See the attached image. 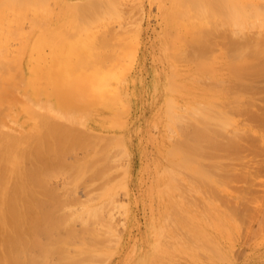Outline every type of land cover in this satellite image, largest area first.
Listing matches in <instances>:
<instances>
[{
	"label": "rangeland",
	"instance_id": "obj_1",
	"mask_svg": "<svg viewBox=\"0 0 264 264\" xmlns=\"http://www.w3.org/2000/svg\"><path fill=\"white\" fill-rule=\"evenodd\" d=\"M48 1L50 8L37 14L41 5L23 9L12 0H0V70L49 69L61 58L67 70L112 74L110 107L92 104L87 113L80 112V124L67 127L80 131L92 146L99 137L106 144V152L92 155L91 146L67 159L71 164L89 160L96 172L77 185L69 181V170L67 178L59 175L54 180L67 205L59 216L99 202L106 188L112 190V199L101 203L99 220L75 224L73 244L67 246L74 249L84 243L87 253L80 264H264V155L258 158V167L248 152L227 161L247 167L235 165L231 180L218 188L224 195L215 193L218 185L213 180H223L225 168L211 167L205 154L194 156L192 163L182 161L187 133L202 124L200 119L211 108L216 112L235 107L231 99L221 98L229 83L219 49L209 53L219 63L207 73L192 71L186 60L168 57L163 7L169 8L174 0H117L119 17L90 24L81 21L83 13L72 4H85L92 12L98 7V12L109 0ZM64 8L66 16L61 15ZM250 36L253 33L245 38ZM188 48L196 45L191 42ZM253 85L250 98L264 108V79ZM247 95L242 93V110L252 107L244 103ZM35 113L39 115L38 110ZM232 117L238 127L248 128L247 116L234 112ZM22 132L13 133L21 138ZM38 140V135L33 137V145L39 146ZM259 168L263 171L257 172ZM40 198L47 202L43 195ZM93 227L100 238L82 240L85 230Z\"/></svg>",
	"mask_w": 264,
	"mask_h": 264
},
{
	"label": "bare ground",
	"instance_id": "obj_2",
	"mask_svg": "<svg viewBox=\"0 0 264 264\" xmlns=\"http://www.w3.org/2000/svg\"><path fill=\"white\" fill-rule=\"evenodd\" d=\"M12 1L22 4L23 9L41 5V11L37 14H43V10L50 8L48 0ZM116 1L102 2L105 6L102 9L99 7L98 15V7L96 11L93 10L95 15L90 14L91 8L85 4H72L71 8H76L79 14L83 13L81 21L90 24L102 18L119 17L122 13L115 10L116 5L120 4ZM6 2L10 3L11 0ZM176 2L174 0L173 5L171 2L169 8L163 7V23L169 29L167 32L165 28L167 33L164 32L166 41L169 40L168 57L188 61L192 71L199 73L210 72L213 65L220 62L228 77L225 82L229 83L220 92L221 98L231 99V103L235 104L234 109L216 112L210 107L209 113L200 119L199 123L202 124L187 133L189 142L185 144V150L181 149L185 152L182 159L185 164L192 163L194 156L205 154L211 161V167L225 168L224 179L213 180L218 185L215 193L219 191V195H224V189L218 188L221 189L231 180L229 174L237 165L227 161L232 162L243 152H248L258 167V158L264 155V135L261 133L264 130V108L250 98L253 96L251 91L255 90L253 84L264 79V0ZM57 5H60L59 1ZM61 15H67V8ZM249 32L253 36L245 38ZM191 42L196 45L195 49L188 48ZM215 49L220 52L219 62L209 54ZM2 60L0 56V62ZM55 62L57 67L52 65L49 69L28 73L0 70V264H80L87 253L84 243H78L79 247L74 249L67 246L73 244L75 224H84L93 218L99 220L98 210L100 207L103 210L101 203L112 199V190L106 188L99 196L100 203H89L76 213L72 210L69 214L64 212L71 215L69 217L63 212L59 216L58 212L66 210L67 205L59 188L54 187V180L59 175L67 178L69 170V181L77 185L86 175H94L97 170L89 160L80 163L77 159L75 164L68 162L67 159L79 149L90 148L92 144L83 138L80 131L72 132L67 127L69 123L80 124V112L87 113V108L92 104L110 107L111 103L107 101L112 98L109 91L112 74L98 70L76 72L67 70V63L61 58ZM244 91L249 94L246 96L249 97L248 101L244 103L252 107L242 110L241 96ZM6 103H10L7 108ZM36 110L39 115L35 113ZM234 112L247 116L245 121L249 124L244 125L248 128L238 127V123L233 121ZM230 126L234 127L232 131L228 129ZM19 131H24L21 138L13 133ZM37 135L39 146L33 145V137ZM105 145L99 137L98 144L91 147L90 154L106 152ZM207 148L211 153L206 151ZM181 151L175 150V153L181 154ZM239 165L247 167L246 163ZM259 170L263 171L259 168L257 172ZM234 176L236 178L238 175ZM65 182L67 184V179ZM41 195L47 201L45 204ZM86 237L100 238L94 227L85 230L82 240Z\"/></svg>",
	"mask_w": 264,
	"mask_h": 264
}]
</instances>
